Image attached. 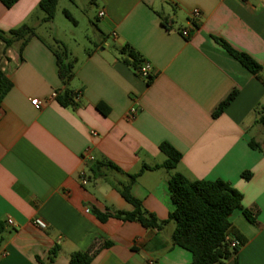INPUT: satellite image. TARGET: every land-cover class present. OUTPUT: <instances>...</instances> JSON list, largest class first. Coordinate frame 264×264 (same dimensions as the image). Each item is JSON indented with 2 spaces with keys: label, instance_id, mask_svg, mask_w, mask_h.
<instances>
[{
  "label": "crops",
  "instance_id": "0c3cea01",
  "mask_svg": "<svg viewBox=\"0 0 264 264\" xmlns=\"http://www.w3.org/2000/svg\"><path fill=\"white\" fill-rule=\"evenodd\" d=\"M38 2L18 0L10 8L0 2L1 30L28 22L37 34L21 55L18 44L0 40V68L12 83L0 102V264H41L54 245L60 250L53 264H69L75 251H96L92 264H191L189 251L172 244L174 221L162 229L146 228L138 221H100L92 212L132 206L93 175L94 161L83 158L86 149L95 161L135 173L143 164L165 160L159 149L164 141L181 153L180 161L173 171L142 170L131 193L165 220L173 207L168 180L174 172L229 182L254 218L241 209L230 216L245 239L236 264H264V127L256 122V110L264 106V0H91L98 24L94 38H88L93 46L80 54L51 33V25L39 23ZM193 9L200 12L196 19ZM54 38L77 59L68 87L81 94L68 106L53 97L63 88L49 48ZM216 38L250 55L262 67L260 77ZM126 44L151 64L150 82L120 60L118 50ZM231 90L237 91L235 98L213 117ZM33 98L42 102L39 109ZM133 106L138 113L129 120ZM243 171L251 177L243 178ZM102 172L126 179L115 170Z\"/></svg>",
  "mask_w": 264,
  "mask_h": 264
},
{
  "label": "trees",
  "instance_id": "16d2710c",
  "mask_svg": "<svg viewBox=\"0 0 264 264\" xmlns=\"http://www.w3.org/2000/svg\"><path fill=\"white\" fill-rule=\"evenodd\" d=\"M17 1L0 0L6 8L12 7ZM57 5L58 0H39L37 9L43 15L39 19V23L46 24L53 22ZM63 13L71 21L75 22L68 10L63 9ZM36 35L35 26L28 22H23L8 31L0 29V40L7 46L18 44L19 55H21V51L26 43ZM216 40L245 68L257 77H260L259 72L262 67L250 55L234 49L223 39L216 38ZM49 48L56 58L57 74L63 84V88L57 90L53 94V97L62 106H68L74 101L76 96V92L69 89L68 85L74 77L77 59L70 53L67 46L56 38L49 45ZM118 55L120 60L130 66L136 73L140 65L144 62L139 53L129 44L121 47L118 50ZM151 80L152 75L149 76L147 82ZM11 86V81L0 68V102ZM236 93V90H231L218 103L212 112V116L217 117L221 114L235 98ZM97 107L103 112L107 111V107L102 103L97 104ZM256 116V122L264 127V106L257 108ZM249 145L252 148L261 150V145L253 140L249 141ZM159 149L166 156L165 160L161 164L154 166L143 164L141 169L135 173H122L110 161L94 160L90 167L93 175L102 178L116 189L132 206V209H114L101 212L93 207V214L100 221H106L109 218H116L121 221H138L146 228L156 229H162L167 222L174 221L175 227L171 235L172 244L189 251L191 254V264H236L235 256L240 246L231 248L227 236L229 234L233 235L240 240L241 245L245 242V239L234 228L230 221V216L236 209H241L250 221H254V218L247 209L241 207L242 193L231 186L229 182L222 179H189L180 172H174L168 180V188L173 207L165 220H159L155 214L145 210L142 202L131 193V184L136 180L142 170L159 167L173 169L180 161L181 153L169 142H161ZM103 168L121 172L125 175L126 179L115 180L110 178L106 173L102 172ZM241 176L249 179L251 173L249 171H243ZM108 245V242L104 243V246ZM59 250V245L51 247L47 253L46 260L41 261V264H53ZM95 254L96 251H75L70 253L68 262L69 264H92Z\"/></svg>",
  "mask_w": 264,
  "mask_h": 264
},
{
  "label": "rangeland",
  "instance_id": "374dc122",
  "mask_svg": "<svg viewBox=\"0 0 264 264\" xmlns=\"http://www.w3.org/2000/svg\"><path fill=\"white\" fill-rule=\"evenodd\" d=\"M97 8L91 0H59L53 22L45 25H51L49 26L51 33L57 34L59 38L68 42L75 53L80 54L85 47L93 46L90 39L94 38L93 26L98 24L95 16ZM63 9L70 12L77 20V25L65 16Z\"/></svg>",
  "mask_w": 264,
  "mask_h": 264
},
{
  "label": "built area",
  "instance_id": "2783aa9c",
  "mask_svg": "<svg viewBox=\"0 0 264 264\" xmlns=\"http://www.w3.org/2000/svg\"><path fill=\"white\" fill-rule=\"evenodd\" d=\"M190 14H191V18L196 19V18L199 17L200 12H199L198 9H193ZM103 15H104V11L100 10L98 12V17H102ZM180 32H181V34L184 37H188V35H189V31L186 28L181 29ZM152 73H153V68H152L151 64L149 62H147V61H144L142 63V65H140V67L137 70L138 76L141 77L142 79H144L145 81L148 80L149 76L152 75ZM80 94L81 93L79 91L76 92L75 98H78L80 96ZM31 103L37 109H39L42 106V102L39 99H36V98L31 99ZM137 113H138V109L136 107H134V106L130 107V109L128 110V113H127V118L129 120H133L136 117ZM83 158H85L89 162H93L94 161V156L89 152V149H86L83 152ZM79 177H80V180H81L82 183H86L87 176H86L84 170H80ZM5 221L9 225H14V222H13L12 218H10V217H7ZM36 223L41 228H44L46 226V224L43 221H40V220H37ZM227 238L229 240V245H230L231 248H235V247L241 246L240 240L235 238L233 235L229 234L227 236Z\"/></svg>",
  "mask_w": 264,
  "mask_h": 264
}]
</instances>
